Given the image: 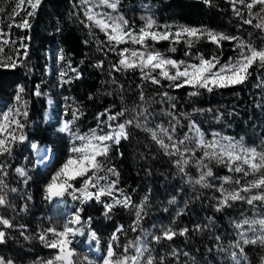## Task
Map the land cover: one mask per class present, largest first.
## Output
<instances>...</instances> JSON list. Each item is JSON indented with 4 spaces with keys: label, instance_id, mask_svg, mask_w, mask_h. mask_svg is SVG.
Returning a JSON list of instances; mask_svg holds the SVG:
<instances>
[{
    "label": "trees",
    "instance_id": "1",
    "mask_svg": "<svg viewBox=\"0 0 264 264\" xmlns=\"http://www.w3.org/2000/svg\"><path fill=\"white\" fill-rule=\"evenodd\" d=\"M18 1L0 0V16L10 13ZM88 6L82 0H42L35 16L29 18V28H8L9 34L16 31L15 49L11 50L6 45L0 56H12L20 66L0 68V117L2 112L16 106L18 86L24 88L20 106L27 102L28 116L18 117L25 123L26 141L15 145L10 156H0V179L7 186L4 191L9 203V206L0 207V216L13 225L7 229L0 225V230L7 234L5 242L0 244V257L10 259L13 264H41L52 259L58 249L47 247L39 236L44 234L51 241L55 237L47 229L62 230L68 215L80 209L81 220L77 225L82 228L83 236L79 246L89 255L94 254V243L88 249L84 245L89 230L95 232L98 247L104 255L113 233L121 228L116 232L117 241L113 242L119 255L142 228L155 231L162 237L163 229L167 227L176 230L177 235L172 240L161 238L159 242L155 241L151 256L156 264H161V257L162 264H174L175 257L185 253L193 264H218L217 253L226 240L239 243L249 264H259L264 247L244 244L243 239L235 236L234 221L241 210L238 208L245 206L246 200L230 201L228 207L216 210L223 198L219 190L221 185L227 192L236 191L252 180V175L245 177L243 173L229 171L226 164L207 158L198 164L204 149L197 147L195 133L189 131V125L194 123L206 140H211L213 133L231 135L264 150V69H260L258 64L253 65L244 84L215 89L211 93L200 89L197 96L189 95L195 89L189 86L176 88L174 82L166 79L154 84L150 79L142 78L139 69L116 71L113 65H118L121 50L139 49L140 46L130 42L113 46L98 27H85L90 23L84 15ZM237 7H241L243 18H249L246 8ZM103 8L106 7L98 6L94 11L122 15L135 31L140 29L146 18L151 17L161 29L172 24L206 28L238 37V40H244L257 49L264 48V29L254 26L258 22L256 19L252 24H244L233 12L229 0H211L210 6L203 0H119L115 12L108 8L103 11ZM258 9L256 6L253 11L258 12ZM19 16L16 17L18 19L14 17L17 24L26 17ZM5 24L9 26V23ZM238 40H224L218 46L203 38L191 48L183 40L181 43L148 40L146 48L140 50L158 52L164 57L188 63H195L200 56L209 58L214 55L221 64L233 55ZM21 43L27 45V57L23 55ZM16 49H19V55ZM55 50L60 51V70ZM62 71L66 73L63 80H68V83H62ZM158 72L151 75L158 76ZM77 73L79 78H76ZM37 86L41 92L39 96L35 95ZM73 109L82 113L76 121L78 127L81 126L79 129L83 127L87 132L97 128V116L106 109L109 114L127 109L125 115L116 121H108L107 115L101 116V121H107V124L115 126L134 119V123L127 127L128 138L122 139L119 145L113 144L105 160V168L112 167L118 172V176L107 174L109 180L117 181L112 196L121 200L129 196L133 206L116 205L106 213L104 204L114 203L112 196L101 197L102 202L92 199L83 204L71 195L51 202L44 198L45 184L69 155L70 139L58 130V124L62 117L73 119ZM47 112L52 116L51 121L46 119ZM140 112L147 120L139 115ZM136 122L158 133L159 128L172 132L175 125L174 139L183 140L186 133L191 137L184 146H180L182 152L184 147L194 150L184 152L189 163L184 165L183 172L176 164L180 157L167 154L149 132L135 126ZM107 124L100 123L102 133L109 131ZM162 138L168 143L166 136ZM33 142L51 149L52 157L47 165L36 163L31 148ZM203 164L213 172L212 177H206V187L195 183L208 170ZM16 168L23 169L26 175L20 176ZM100 175L106 173L101 172ZM224 177L231 180L225 182ZM237 180L240 184L235 183ZM80 181L83 178L72 182L74 188L81 186ZM258 191L253 189L244 195ZM142 201L143 218L137 230L133 231L136 219L133 207ZM182 229H188L185 235H179ZM73 244L78 247V243ZM128 254H135L134 249H129Z\"/></svg>",
    "mask_w": 264,
    "mask_h": 264
},
{
    "label": "snow or ice",
    "instance_id": "2",
    "mask_svg": "<svg viewBox=\"0 0 264 264\" xmlns=\"http://www.w3.org/2000/svg\"><path fill=\"white\" fill-rule=\"evenodd\" d=\"M27 3L31 8V11L27 12V16L23 19L22 23L12 25L13 26L27 29L31 25L29 23V18L34 17L37 9L42 3V0H19L16 4V9H14L13 16L16 14V10L21 9L22 6ZM83 4L90 5L86 7L84 15L90 23H86L85 27L95 26L100 29L101 32L105 34L108 39L109 44L113 46L122 43H132L139 45V49L129 50L127 48L122 49L120 52V60L118 65H113L116 71L124 70H137L141 72L142 78L150 79L152 83L159 84L160 79H166L169 82H174L173 86L176 88H182L189 86L195 91L189 93L191 96L199 95V90L204 89L211 93L215 89H222L227 87H234L237 85L244 84L251 72L249 69L253 65H257L260 69H264V48L257 49L251 44H246L240 41L238 44L239 57L232 60L230 59L228 63L220 64L219 58L213 56L211 58H204L200 56L198 63H188L186 61H177L172 58H167L162 56L158 52L142 51L140 49H145L148 40L159 42L162 40H172L174 43H187L191 48L195 42L207 38L211 43L220 45L221 41H235L238 37L229 36L224 33L214 32L213 30L206 28H195L181 26L174 33L169 31V26H164L165 31L157 32L153 28L155 26V21L148 17L146 18L145 24L139 31H135L129 22L122 16H113L109 13H98L94 11L95 7L102 6L111 9L113 12L116 11L118 7L119 0H82ZM206 5H211V0H203ZM232 5V10L237 17L242 19L244 24H252L253 19L258 22L254 25L258 29H264V0H229ZM242 6L247 9L248 17L243 18ZM256 6H260L258 12H254L253 9ZM6 34L0 31V54L5 51V46L9 43H15V41H10V39H4ZM20 48L24 49V57H27V45L21 43ZM17 55H19V49L15 50ZM175 51V48L172 49ZM188 55V53H186ZM20 66L17 59H13L12 56L3 57L0 56V68L3 69H15ZM97 67H100L98 64ZM158 72V76L151 75V73ZM75 71V69H73ZM66 75L65 72L60 73L62 83H68V80H63ZM79 78V73L77 77ZM24 92L22 86H18L17 94L15 100L17 102L16 106L10 108L8 111L3 113L0 117V156L8 155L10 156L13 151V147L18 143H23L26 141L27 137L24 134L25 123L21 121L18 117H27L28 112L26 111L27 102H24L23 106H20V101L22 99L21 94ZM35 95H41L39 91V86H37V91ZM166 95V94H165ZM141 99H143V94H141ZM173 107H175L173 105ZM23 109V110H22ZM127 109H122L115 114H109V110L106 109L104 113L98 114L97 128L90 129L87 133H80L78 129H74L73 122L79 118L82 113L78 109H73L72 116L73 121H65L63 125L59 128L61 133H66L71 138V141H79V144L72 143L69 148V155L63 164L51 175L50 180L44 186V198L48 201H53L54 199H59L65 195H71L74 200H80L83 204L86 201L95 199L97 202H102L101 197L112 196L115 190L117 181L109 180L107 174L113 176H118V172L115 168L108 167L105 168V160L107 159L111 147L113 144L119 145L122 139L128 138L127 127L134 123V119L125 120L123 123H118L115 126L112 124H107V121H101L100 117L107 115L108 121H116L118 118L125 115ZM140 116L147 117L143 112L139 113ZM175 119V117H173ZM100 123H106L109 131L102 133L99 130ZM135 126L140 128L143 127L145 131L151 134V138L165 149L169 155H178L179 160L176 161L177 166L180 171H184V165L188 164L189 161L184 158V152L194 151L188 147H184V151L180 150V146H184L191 137L186 133L183 140H176L172 133L175 131V125L172 126V132L168 129L159 128V133L152 128H147L146 125H142L139 122L135 123ZM189 131L194 132L196 136V145L198 148H203V157L197 161L198 164L202 162L204 158L208 160H216L219 163L226 164L229 171L235 173H243L245 177L252 175L254 179L248 181L243 187L236 191L227 192L223 185L220 187L222 193V199L219 200L216 210L220 211L225 207L229 206V202L232 201H245L249 205H254L255 202L259 201L264 203V150H258L256 147H247L242 143L243 138L239 141H234L231 137L220 136L219 133H213L211 140H206L204 133L194 124L190 123ZM162 134V135H161ZM166 136L168 143L162 138ZM31 148L37 152L43 153L41 160H48L50 157L47 153L51 152V149L41 148L38 143H31ZM103 158V159H102ZM208 168L206 172H203L199 179L195 181L196 184H201L202 186H208L205 183L206 177H212L213 172L207 164L202 165ZM15 171L20 176H25L26 173L21 168H16ZM101 172L106 173V175H100ZM6 175V173H5ZM78 178H83V182L79 188H74L73 181ZM225 182L231 180L230 177L223 178ZM104 181V184H101ZM236 184H240V181H235ZM7 186L4 181L0 179V207L9 206L7 194L4 188ZM90 189H95L91 191ZM253 189L259 190L256 194L246 196L244 194L250 193ZM15 192L16 189H11ZM114 203H105L104 208L106 213L111 212L113 207L116 205H121L128 208L132 205L131 197L124 196V198L117 199L112 196ZM144 201L140 205H136V219L134 221L133 231L137 230L142 217ZM80 209L76 211L73 218L64 224L62 230H57L56 228H48L47 232L51 233L54 239L48 241L44 234L39 236V239L45 243V245L52 249H58L57 254L52 258L44 262V264H75L74 249L70 248L69 245L72 244V240L69 239L70 236H76L77 234H82V228H76L75 225L80 223ZM91 219V218H89ZM0 225H3L5 229L11 228L13 225L8 220L0 216ZM243 225H248L249 229L253 232L256 231L255 225H259L260 234L256 236L255 239H248L242 232L240 235L243 239L244 244H260L264 245V218L258 220H248L244 219L236 225L239 229ZM121 228H117L116 232L121 231ZM199 230V226H198ZM188 229H182L179 235H185ZM116 232L113 233L106 255L103 257V264H156L154 257L151 255L147 256L146 260H142L144 253L148 251L147 245H141L140 238L137 237L136 241H130L125 247L122 254H117L114 250L113 242L117 241L118 237ZM23 234V233H22ZM6 232L0 230V244L4 243L6 240ZM93 240L96 239L95 232L90 233ZM177 233L172 229H167L162 233L161 236H154L153 240L159 242L161 238L172 240ZM234 247H240L239 243L234 245ZM135 254L129 255V249H133ZM241 256L243 255V248L240 249ZM175 255V253H173ZM187 255V253H185ZM233 260L236 264H241V261L237 259V253H232ZM87 259V258H85ZM163 262V257H161V264ZM0 264H13V262L4 257H0ZM91 264V262H89Z\"/></svg>",
    "mask_w": 264,
    "mask_h": 264
},
{
    "label": "rangeland",
    "instance_id": "3",
    "mask_svg": "<svg viewBox=\"0 0 264 264\" xmlns=\"http://www.w3.org/2000/svg\"><path fill=\"white\" fill-rule=\"evenodd\" d=\"M19 2V1H18ZM14 9H16V6L13 8L12 11H10V13L8 14H3L2 16H0V31H3L6 35L3 37L4 39H10V41H14V39H16L17 37V34H16V31H12L11 34H9L8 32V26H5L6 24L5 23H9L10 24H17L16 20L14 19V17H18L19 15V18H24L26 15V13L29 11V9H31L27 3L25 2V4L22 6V11H20V9L16 10V14L13 16V13H14ZM259 9H260V6H259ZM258 9V10H259ZM103 11H106V8H103L102 9ZM97 12L99 13V10H97ZM18 19V18H16ZM145 23L142 24V26L140 28H142L144 26ZM181 26L179 25H170L168 30L171 31V32H175L178 28H180ZM154 31H157V32H163L165 31L164 28H158L156 25L154 26L153 28ZM137 31H139V29H137ZM11 32V31H10ZM14 37V38H13ZM240 41H243L245 42L244 40H238L236 42V46H235V49H234V53L232 56H230V58L224 62V63H221V64H225V63H228L230 59L234 60L236 58L239 57V50H238V44ZM246 44H250V43H247L245 42ZM13 45H16L15 43H9L8 46L11 50H14L15 49V46ZM214 55H212L211 57H213ZM209 57V58H211ZM55 59L57 61V64H58V68L59 70L61 69V62H60V51L59 50H55ZM199 62V59L195 62V63H198ZM262 79H264V71H263V75H262ZM6 112V111H4ZM1 113V115L3 116V113ZM1 116V117H2ZM46 119L51 121L52 120V116L49 112L46 113ZM65 121H73V119L71 118H66V117H62L59 121V124H58V130L59 128L63 125V123ZM78 120L74 121L73 122V127L74 129H78L80 131V133H87V131H84L83 130V127H82V130H80L79 128L81 126L78 127ZM65 134L69 139H70V146L72 143H76V144H79L80 142L79 141H71V138L68 136V134L66 133H63ZM220 136H227V137H231L234 141H239L241 139L239 138H236L234 136H231V135H223V134H220ZM242 143L247 146V147H254V146H250V145H247L246 143H244V141L242 140ZM41 148H44V146H41ZM46 148V147H45ZM48 149V148H47ZM258 149V148H257ZM259 150V149H258ZM34 151V155H35V160H36V163L40 166L42 165H45L48 160H44L42 161L41 160V156L43 155V153L41 152H37L36 150H33ZM47 155L49 156V153H47ZM59 168V167H58ZM252 179H254L255 177L251 176ZM81 179V178H79ZM83 181H80V184H82ZM101 184H104V183H101ZM91 191H95V189H90ZM80 201V200H79ZM88 202V201H86ZM71 207V206H70ZM133 209H136L133 207ZM238 209H241L238 213V215L236 216L235 218V236L237 239H242L241 237V233L243 232L245 237L248 238V239H255L256 236H258L260 234L259 232V225H255L254 227L256 228V231L253 232L252 230L249 229V226L248 225H243L241 228H237L236 225L238 223H240L241 221H243L244 219H248V220H258L260 218H264V203L262 202H255L254 205H249L247 202L245 204V206H240V208ZM76 213V212H75ZM75 213H71L68 215V220H71L73 218V215ZM81 220V219H80ZM76 228H80L79 225H75ZM169 228L165 227L163 229V231L167 230ZM177 233L176 230H173ZM93 231H88L87 232V238L84 242V245L87 247V249L94 243V250H93V255H89L87 250L82 248V246H79L80 243H81V240H82V236H83V231H82V234H77L76 236H70L69 239L72 240V244L73 243H78V247L75 248V244H73V246L69 245L70 248L74 249L75 251V256H74V261H75V264H89V262H91V264H103V257L106 255V253L104 255H102V252L100 251L99 247H98V242H97V238L95 240H93L91 238V235L90 233H92ZM154 236H157L155 234V231H149V230H145L144 228H142L139 232H138V235L137 237L140 238V242H141V245H147V248H148V251L144 253V257H142V260H146L147 256L151 255V252H152V249L151 247L154 246V243H155V240H153V237ZM137 237L134 239V241L137 240ZM133 241V242H134ZM223 247L222 249L217 253V261H218V264H236V261L233 260L232 258V253L233 252H236L237 253V259H239L241 261V264H249L248 260L246 259V257L244 255L241 256L240 254V247H234V245H236V243L233 241V240H229V241H224L222 243ZM264 247V245H262ZM134 249V248H133ZM107 252V251H106ZM173 252V251H172ZM102 255V256H101ZM87 258V259H85ZM194 262L189 259L186 255H177L175 257V263L174 264H193ZM41 264H44V263H41ZM59 264V262H58ZM259 264H264V255L262 257V260Z\"/></svg>",
    "mask_w": 264,
    "mask_h": 264
}]
</instances>
